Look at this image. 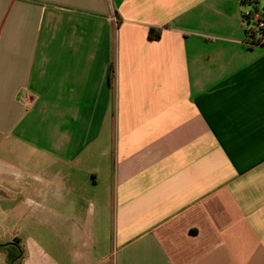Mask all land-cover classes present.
Segmentation results:
<instances>
[{"label":"crops","instance_id":"obj_1","mask_svg":"<svg viewBox=\"0 0 264 264\" xmlns=\"http://www.w3.org/2000/svg\"><path fill=\"white\" fill-rule=\"evenodd\" d=\"M241 1L0 0V264H264Z\"/></svg>","mask_w":264,"mask_h":264},{"label":"trees","instance_id":"obj_2","mask_svg":"<svg viewBox=\"0 0 264 264\" xmlns=\"http://www.w3.org/2000/svg\"><path fill=\"white\" fill-rule=\"evenodd\" d=\"M259 2H260L259 0H242L241 4H242L243 8H245L249 5L252 6L253 10L261 12V14L264 16V7H260ZM244 19L246 22H248V23L250 22V18L246 17ZM250 24H251V22H250ZM253 25H255V24H253ZM249 31H251V28L245 29V35H246L245 40H246V42H249V44H250L249 46H255V45L261 46V45H263L259 41L264 39V32H260V31L256 32V30L254 29V31L250 32V34H249ZM257 33H258V41L254 39V37ZM149 35H150V37H153V38H159L160 32H157L155 34V32H153L151 30ZM113 72L114 71H112V73H111V78L113 77ZM16 240H17V245H13V244L11 245L10 244V245L6 246V248L8 249L7 254H8L9 262L13 258L17 257L20 252L21 253L23 252V248H22V246H20L19 238H17ZM14 264H17L16 261L14 262Z\"/></svg>","mask_w":264,"mask_h":264},{"label":"built area","instance_id":"obj_3","mask_svg":"<svg viewBox=\"0 0 264 264\" xmlns=\"http://www.w3.org/2000/svg\"><path fill=\"white\" fill-rule=\"evenodd\" d=\"M250 18V22H246L244 18ZM242 19H243V22L245 24V29H250L251 28V31H249V34L250 32L254 31V29L256 30V32H264V16L261 14V12H258V11H255L253 10L252 6H247L245 8H243L242 10ZM255 24V25H253ZM258 30V31H257ZM255 40L258 41V33L255 35L254 37ZM261 44V46H264V39L260 40L259 41ZM248 45L249 42H246ZM259 43V44H260ZM255 46H259V45H255Z\"/></svg>","mask_w":264,"mask_h":264},{"label":"water","instance_id":"obj_4","mask_svg":"<svg viewBox=\"0 0 264 264\" xmlns=\"http://www.w3.org/2000/svg\"><path fill=\"white\" fill-rule=\"evenodd\" d=\"M9 244H13V245H16V243L15 242H9V243H6V244H2L3 246H6V245H9ZM21 252L19 253V255L17 256V257H15V258H13L12 260H11V262H10V264H14V262L21 256Z\"/></svg>","mask_w":264,"mask_h":264}]
</instances>
